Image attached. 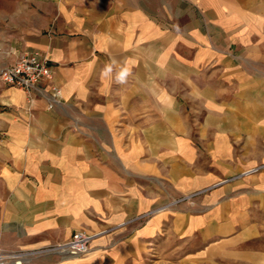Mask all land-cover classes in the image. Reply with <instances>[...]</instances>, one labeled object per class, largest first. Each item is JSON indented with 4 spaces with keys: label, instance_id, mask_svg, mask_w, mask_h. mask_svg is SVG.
<instances>
[{
    "label": "crops",
    "instance_id": "0c3cea01",
    "mask_svg": "<svg viewBox=\"0 0 264 264\" xmlns=\"http://www.w3.org/2000/svg\"><path fill=\"white\" fill-rule=\"evenodd\" d=\"M4 2L0 69L36 51L52 76L29 93L0 82V249L118 226L86 253L24 264L247 261L264 236V170L150 209L264 162V0Z\"/></svg>",
    "mask_w": 264,
    "mask_h": 264
},
{
    "label": "built area",
    "instance_id": "2783aa9c",
    "mask_svg": "<svg viewBox=\"0 0 264 264\" xmlns=\"http://www.w3.org/2000/svg\"><path fill=\"white\" fill-rule=\"evenodd\" d=\"M51 76L52 72L49 59L36 51L22 53L12 64L0 69V82L7 86L21 89L27 93H29L36 84L50 80ZM51 91L53 93V101L60 97L59 89L52 87ZM50 107H52V104L49 105V108ZM144 216L145 215H141L131 221L141 219ZM117 227L118 226H113L93 233L79 230L74 232L69 240L43 249L19 252H8L0 249V264H24L26 259L46 252L83 254L88 251L89 245L93 239L111 232Z\"/></svg>",
    "mask_w": 264,
    "mask_h": 264
},
{
    "label": "rangeland",
    "instance_id": "374dc122",
    "mask_svg": "<svg viewBox=\"0 0 264 264\" xmlns=\"http://www.w3.org/2000/svg\"><path fill=\"white\" fill-rule=\"evenodd\" d=\"M10 5H11L10 3L6 4L4 0H0V16H2L6 11L10 10ZM262 170H264V162L257 163L251 167L243 168L232 174L223 175L221 177H218L214 182L210 183L209 185L205 187L195 189L189 192L181 193L177 195L176 197L166 200L164 203H161L160 205H156L150 210L153 211V210H158L162 208L171 210V209H175L176 207L182 204L194 205L198 199L208 195L212 191L225 187V186L233 185L249 177L255 176L258 173H260ZM110 227H113V226H110ZM110 227H106V228H110ZM263 249H264V236L262 238H259L253 241L249 247H246L245 249L241 251V252L245 251L247 254L251 253V255L247 257V261H245L244 259L233 258L234 262H230V263L223 262V264H228V263L229 264H264V258L260 259L259 257L257 258L254 257L255 253L257 254L260 252L264 253ZM32 250H36V249H32ZM19 251H25V250H17L14 252H19Z\"/></svg>",
    "mask_w": 264,
    "mask_h": 264
},
{
    "label": "clouds",
    "instance_id": "9594fccd",
    "mask_svg": "<svg viewBox=\"0 0 264 264\" xmlns=\"http://www.w3.org/2000/svg\"><path fill=\"white\" fill-rule=\"evenodd\" d=\"M115 61H112L111 63H108L105 65L103 69V75L108 78H112L113 76V64H115ZM131 74V69L127 66H121L119 72L115 73V80L120 83L124 84L127 81V78Z\"/></svg>",
    "mask_w": 264,
    "mask_h": 264
}]
</instances>
